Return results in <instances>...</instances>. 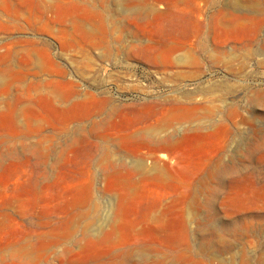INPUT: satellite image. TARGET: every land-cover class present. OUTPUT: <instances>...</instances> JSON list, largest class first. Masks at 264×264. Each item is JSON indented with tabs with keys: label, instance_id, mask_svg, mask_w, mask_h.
Here are the masks:
<instances>
[{
	"label": "rangeland",
	"instance_id": "obj_1",
	"mask_svg": "<svg viewBox=\"0 0 264 264\" xmlns=\"http://www.w3.org/2000/svg\"><path fill=\"white\" fill-rule=\"evenodd\" d=\"M0 264H264V0H0Z\"/></svg>",
	"mask_w": 264,
	"mask_h": 264
},
{
	"label": "bare ground",
	"instance_id": "obj_2",
	"mask_svg": "<svg viewBox=\"0 0 264 264\" xmlns=\"http://www.w3.org/2000/svg\"><path fill=\"white\" fill-rule=\"evenodd\" d=\"M243 7H244V6H243ZM211 52H212V51H211ZM210 54H211V53H210ZM210 54H209V55H210ZM259 98H260V97H259ZM205 107H206V106H205ZM205 107H204V109H205ZM212 107H213V109H214V107L216 108V106H214V105H213V106H211V109H212ZM200 108H202V109H203V107H200ZM206 108H209V107H206ZM192 109H195V110H197V109H196V107H194V108H192ZM213 109H212V111H213ZM217 109H218V108H217ZM214 110H215V109H214Z\"/></svg>",
	"mask_w": 264,
	"mask_h": 264
}]
</instances>
